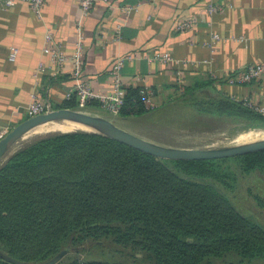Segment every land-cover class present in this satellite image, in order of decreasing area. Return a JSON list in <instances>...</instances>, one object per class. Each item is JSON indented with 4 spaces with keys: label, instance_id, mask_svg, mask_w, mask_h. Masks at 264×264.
<instances>
[{
    "label": "trees",
    "instance_id": "obj_1",
    "mask_svg": "<svg viewBox=\"0 0 264 264\" xmlns=\"http://www.w3.org/2000/svg\"><path fill=\"white\" fill-rule=\"evenodd\" d=\"M125 90L120 114L150 111L144 89ZM180 98L203 114L236 118L245 128L264 126V114L212 83L186 87ZM60 107L79 109L76 94ZM26 136L0 163V249L6 254L26 264H128L67 260L65 254L56 259L67 241L93 238L131 256L144 253L150 264H214L228 256L264 261V223L239 209L229 193L238 171L264 176V149L168 159L90 129Z\"/></svg>",
    "mask_w": 264,
    "mask_h": 264
},
{
    "label": "crops",
    "instance_id": "obj_2",
    "mask_svg": "<svg viewBox=\"0 0 264 264\" xmlns=\"http://www.w3.org/2000/svg\"><path fill=\"white\" fill-rule=\"evenodd\" d=\"M210 3L218 6L212 14ZM190 18L198 22L177 30L178 23ZM79 24L85 38L83 77L95 91H113L112 68L126 54L135 57L125 63L123 85L154 91L150 111L142 115H113L101 105L85 111L123 120L143 138L168 145L150 136V128L164 127L149 125L151 120L161 122L159 114L169 117L191 108L180 98L186 87L208 82L238 101H264L263 80L231 82L248 65L264 62V0H97L88 17L82 16L78 0H47L42 16L20 2L0 9V139L30 117L34 97L58 109L76 94L71 55L80 39ZM49 32L52 44L62 45L69 56L63 66L46 52ZM213 33L221 36L214 43ZM13 46L19 47L16 61L9 60ZM158 51L169 52L173 60L149 62L146 56ZM177 124L166 127L178 131L187 123Z\"/></svg>",
    "mask_w": 264,
    "mask_h": 264
},
{
    "label": "rangeland",
    "instance_id": "obj_3",
    "mask_svg": "<svg viewBox=\"0 0 264 264\" xmlns=\"http://www.w3.org/2000/svg\"><path fill=\"white\" fill-rule=\"evenodd\" d=\"M200 98H205L204 94ZM187 110L172 112L169 117L159 114L161 122L151 120L149 128L152 125L163 126L164 128H150L151 138L166 142L167 146L179 148H224L229 146L241 145L264 138V126L255 125L245 128L246 122L232 117H218L215 115L203 114L194 106L187 103ZM105 117L113 120L121 128L130 131L132 128L127 122L114 116ZM187 123L186 128L178 131L169 129L175 127V124ZM72 121L61 120L45 124L44 127H37L32 130L24 140H31L37 136L56 131H75L79 129H88L84 125H73ZM43 126V125H42ZM64 126V127H63ZM156 126V125H155ZM158 127V126H157ZM175 129V128H174ZM186 133H185V132ZM131 132V131H130ZM156 132V133H155ZM234 162V161H232ZM233 168L237 170L236 163H232ZM238 181L234 187L229 189L233 200L244 213L253 215L264 223V176L259 173L243 174L237 172ZM88 238L83 242L67 241L65 252L66 259L72 258H99L103 260H122L128 264H150L144 253L138 252L136 256L128 255L123 247L114 244L110 240H93ZM69 252V253H68ZM68 253V254H67ZM0 264H13L0 257ZM214 264H264V261H241L237 256H228L222 259L214 260Z\"/></svg>",
    "mask_w": 264,
    "mask_h": 264
},
{
    "label": "built area",
    "instance_id": "obj_4",
    "mask_svg": "<svg viewBox=\"0 0 264 264\" xmlns=\"http://www.w3.org/2000/svg\"><path fill=\"white\" fill-rule=\"evenodd\" d=\"M82 10V16L88 17L92 13V9L94 8L97 0H78ZM106 2H110V0H105ZM28 3L30 4L36 13L39 16H42L43 7L46 4L47 0H0V9H6L16 3ZM218 9V6L215 3L209 4V12L212 14ZM198 20L196 18L185 19L177 24V30L179 31H186L187 29L192 28ZM78 31L80 34V39L77 43L76 48L72 53V59L74 62L73 68V75L75 77V88L73 89L74 92L77 94L78 100V107L79 110L85 111L88 107H90L91 103L94 101H98L101 107L108 111L109 113L116 115L121 112V110L125 106V86L123 85L122 80V71L124 69L125 63L127 60L134 59V55L126 54L118 58L115 62L111 74L114 80V88L113 91L109 93H102L95 91L89 81H87L83 77V66H84V53H85V38L82 32V25L79 24ZM121 32L118 30L117 38H121ZM221 36L219 33H213L211 35V42H217L220 40ZM53 36L49 32L47 34V41L50 43L49 47L46 48V52H49L53 55L54 60L60 65L63 66L67 59L68 54L62 47V45H55L52 44ZM211 45V43H209ZM19 54V47L13 46L9 53V60L16 61ZM149 62H161V63H168L173 60L172 55L166 51H158L154 54L146 56ZM186 62V61H184ZM182 71H178V75L181 76ZM264 81V62H259L255 64L248 65L244 68L243 71L239 74L236 79H231L233 83H241V84H249L253 83L254 81ZM145 104L147 107L152 106V97L154 96L153 90L144 89L142 91ZM72 94L68 96L70 99ZM244 105L254 109L255 111L264 114V101L257 102L252 100L251 98H245L241 101ZM52 110L50 104L46 101L34 97L33 100L29 104L28 113L29 116H35L40 113L47 112Z\"/></svg>",
    "mask_w": 264,
    "mask_h": 264
},
{
    "label": "water",
    "instance_id": "obj_5",
    "mask_svg": "<svg viewBox=\"0 0 264 264\" xmlns=\"http://www.w3.org/2000/svg\"><path fill=\"white\" fill-rule=\"evenodd\" d=\"M61 120L72 121L84 125L90 130L99 131L127 145L133 146L154 155L168 159H220L236 157L264 149V138L224 148H179L156 143L118 126L113 120L104 116H97L86 111L71 108L52 109L35 116L28 117L14 126L0 139V163L10 153L16 143L35 128ZM66 251L61 252V257ZM0 257L13 264H26L15 257L6 254L0 249Z\"/></svg>",
    "mask_w": 264,
    "mask_h": 264
},
{
    "label": "bare ground",
    "instance_id": "obj_6",
    "mask_svg": "<svg viewBox=\"0 0 264 264\" xmlns=\"http://www.w3.org/2000/svg\"><path fill=\"white\" fill-rule=\"evenodd\" d=\"M76 124V123H75ZM75 124H73V125H75ZM76 125H80V124H76ZM45 125H43V126H40V127H44ZM64 127V126H63ZM67 132H69V130L67 131Z\"/></svg>",
    "mask_w": 264,
    "mask_h": 264
}]
</instances>
